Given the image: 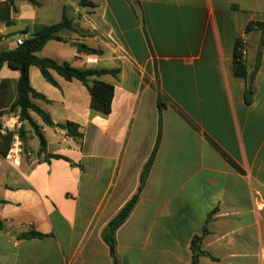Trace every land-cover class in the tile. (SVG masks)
Wrapping results in <instances>:
<instances>
[{
    "label": "crops",
    "instance_id": "obj_1",
    "mask_svg": "<svg viewBox=\"0 0 264 264\" xmlns=\"http://www.w3.org/2000/svg\"><path fill=\"white\" fill-rule=\"evenodd\" d=\"M80 1L15 0L10 24L0 20V51H10L66 13L83 36L65 34L37 56L120 70L97 78L115 86L105 115L91 109L79 80L52 71L55 87L31 67V86L48 99L33 101L55 126L31 113L42 152L31 128L19 135L27 122L18 109L1 118L20 159L10 165L0 152V264H114L102 232L139 188L159 104L160 148L116 232L117 262L192 264L201 237L200 250L215 259L202 255L199 264H264V41L261 29L246 31L264 21V0H93L85 8ZM239 40L248 78L234 73ZM19 77L0 67V83H12V100H4L15 101ZM66 122L82 136H69L59 126ZM31 232L45 236H23Z\"/></svg>",
    "mask_w": 264,
    "mask_h": 264
},
{
    "label": "trees",
    "instance_id": "obj_2",
    "mask_svg": "<svg viewBox=\"0 0 264 264\" xmlns=\"http://www.w3.org/2000/svg\"><path fill=\"white\" fill-rule=\"evenodd\" d=\"M15 0H4L0 3V20L10 24L11 12L14 9ZM33 4H37L36 0H26ZM81 7H95L96 4L93 0H81ZM261 29L263 32V37L261 44L264 41V21L261 23H251L247 26L246 31L249 32L254 28ZM70 31L76 34L80 33L73 26V21L67 16L66 13L63 14V18L59 23L44 26L41 30L36 32L31 38L24 41V43L18 46L14 50L10 51H0V67L5 64L12 70L19 71L20 77L15 84V101L4 100V97H13L11 91L12 83L10 80H4L0 83V152L3 155H7L11 149L13 138L15 133L7 131L4 135L1 133L2 123L1 118L6 113L7 110L18 109L19 118L23 122H27L33 128L35 135L39 138L41 143L40 151L45 152L46 141L44 139L41 127L33 120L31 113H35L41 120L47 125L54 127L50 115L43 111L33 100H44L48 99L37 92L31 86L30 82V69L32 66L39 68L43 77L47 82L55 87H58V83L54 78L52 71L56 72L58 75L63 77L68 81L74 79L79 80L89 91L91 102L90 107L92 110L100 112L102 114L108 115L112 111V101L115 93V86L98 80L103 75L112 74L117 75L119 69H98V68H77L72 66L69 62L58 63L52 58H41L37 56L45 45L50 41H64L61 32ZM80 51L88 55H102L103 51L100 49L90 48L87 45L79 44ZM84 46V48H82ZM244 43L239 40L234 55V73L236 76L241 78H248V69L246 66V61L244 57ZM248 103L250 100L247 101ZM162 106L159 104V133L158 138L154 147V150L144 165L141 176L140 185L134 196L124 205V207L118 212V214L108 223L102 232V238L110 248V252L114 258V264H119L116 259V232L118 229L126 222L134 208L136 207L140 194L146 185L148 176L151 172L152 166L155 161L156 154L160 148V143L162 139ZM61 128L67 130V134L73 138L81 137L82 134L79 132L80 126L73 122H66L63 125H59ZM19 135L24 136V129L21 127L19 129ZM5 148L7 150H5ZM48 158L61 159L64 158L59 155H48ZM66 159V158H64ZM238 170H241L240 168ZM24 237H44L45 235L31 232L23 235ZM202 241L201 237H195L192 242V250L194 252L192 264H199V257L202 255H207L212 259H215L208 253H204L200 250V243Z\"/></svg>",
    "mask_w": 264,
    "mask_h": 264
},
{
    "label": "built area",
    "instance_id": "obj_3",
    "mask_svg": "<svg viewBox=\"0 0 264 264\" xmlns=\"http://www.w3.org/2000/svg\"><path fill=\"white\" fill-rule=\"evenodd\" d=\"M24 43V39L19 38L17 40V45L20 46ZM245 49L243 50L244 53ZM64 141H66V138L63 139ZM20 151L16 148V145H12L6 160L10 165H17L19 163V159H20Z\"/></svg>",
    "mask_w": 264,
    "mask_h": 264
},
{
    "label": "rangeland",
    "instance_id": "obj_4",
    "mask_svg": "<svg viewBox=\"0 0 264 264\" xmlns=\"http://www.w3.org/2000/svg\"><path fill=\"white\" fill-rule=\"evenodd\" d=\"M69 35V36H72L74 33L73 32H70V31H64V32H61V36H64V35ZM11 112H13V110H9ZM28 128H31L33 130V128L30 126L29 123H26V128H23V129H28ZM34 131V130H33ZM263 197H264V194H263Z\"/></svg>",
    "mask_w": 264,
    "mask_h": 264
}]
</instances>
